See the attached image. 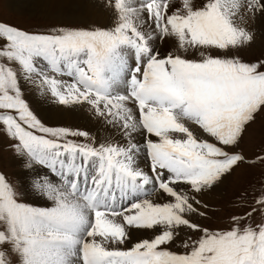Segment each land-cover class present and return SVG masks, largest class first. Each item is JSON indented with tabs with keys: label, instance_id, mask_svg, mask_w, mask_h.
Wrapping results in <instances>:
<instances>
[{
	"label": "snow or ice",
	"instance_id": "6c2138e0",
	"mask_svg": "<svg viewBox=\"0 0 264 264\" xmlns=\"http://www.w3.org/2000/svg\"><path fill=\"white\" fill-rule=\"evenodd\" d=\"M101 6L107 26L0 20V136L27 170L22 184L0 171V264H264V185L228 227L195 222L264 117V56L239 55L255 43L264 0ZM165 40L175 47L162 55ZM31 90L86 107L118 138L47 126ZM133 229L151 237L133 241Z\"/></svg>",
	"mask_w": 264,
	"mask_h": 264
},
{
	"label": "rangeland",
	"instance_id": "374dc122",
	"mask_svg": "<svg viewBox=\"0 0 264 264\" xmlns=\"http://www.w3.org/2000/svg\"><path fill=\"white\" fill-rule=\"evenodd\" d=\"M102 4V0H99ZM39 11L34 10L28 12H17L12 10L7 0H0V20L16 25L17 27L33 30V29H47L55 25H65L72 27H88L86 22L70 21L61 18H55L48 16L38 15ZM256 22V21H255ZM162 44H170L163 47ZM157 46L162 55H166L168 52L174 50V42L171 40L158 41ZM171 46V47H170ZM168 49V50H166ZM164 51V52H163ZM239 55L247 61L254 60L256 58L264 56V41H259L253 44L251 48L243 49L239 52ZM26 99V97H25ZM63 106V105H62ZM31 107V106H30ZM66 107V106H64ZM32 108V107H31ZM35 114L39 117L34 109ZM49 127H66L70 129L84 130V122L74 126H65V122L51 124L48 121L41 119ZM65 123V124H64ZM198 135L203 136L200 132ZM82 140V138H80ZM9 143L7 138L0 136V171H2L10 180L18 182L20 179L16 173L17 167H13L11 160L16 155L6 150V145ZM240 152L245 157V162L236 168L233 173L228 176L220 190V196L216 198L215 203L209 205V217L197 218L195 222L202 224L209 228H226L229 226V219L233 215H243L248 211L247 204L251 199V188H259L264 185V163H261L257 157L264 156V117L260 118L257 124L253 125L249 130V133L245 135L239 148L234 149ZM255 161V163H249ZM15 169V170H14ZM15 173V174H14ZM17 175V176H16ZM21 182V181H20ZM22 184V183H21ZM247 195L249 200H243L242 197ZM136 230V229H133ZM140 231V230H139ZM180 239L179 237L177 238ZM172 251H181L179 247L168 246Z\"/></svg>",
	"mask_w": 264,
	"mask_h": 264
},
{
	"label": "bare ground",
	"instance_id": "6f19581e",
	"mask_svg": "<svg viewBox=\"0 0 264 264\" xmlns=\"http://www.w3.org/2000/svg\"><path fill=\"white\" fill-rule=\"evenodd\" d=\"M7 4L12 10L17 12H28L36 8V11L40 12L38 15L43 17L50 15L56 19L61 18L73 22H86L88 25L95 24L98 26H107L111 22L109 12L101 6L102 4L99 3V0H7ZM253 27L257 33L255 41H264V18H258ZM162 45L165 47L170 44ZM25 97L39 117L51 124L65 122V126H74L78 125V122L79 124L84 122V129L91 135L97 137L98 141L108 138L111 135H116L117 138L119 136L111 125H107L102 119L95 117L86 107H64L55 103L50 96H40L35 90L26 92ZM192 127L194 133L199 134L201 132L195 126ZM11 163L13 167L18 168L16 170L18 176H16L20 179L21 183L26 181L27 170L23 167V160L15 156L12 158ZM141 165L148 171L146 160H142ZM222 184L214 191L205 194L203 199L207 204L217 201L216 198L220 196ZM29 199L30 201L36 202V206H47L50 204V202L39 197H30ZM151 231L152 230H132V239L136 241L150 238Z\"/></svg>",
	"mask_w": 264,
	"mask_h": 264
}]
</instances>
